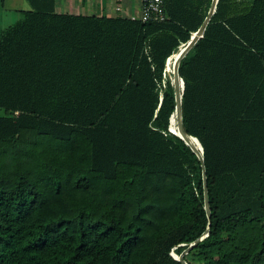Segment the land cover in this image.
Returning <instances> with one entry per match:
<instances>
[{"label":"trees","instance_id":"trees-1","mask_svg":"<svg viewBox=\"0 0 264 264\" xmlns=\"http://www.w3.org/2000/svg\"><path fill=\"white\" fill-rule=\"evenodd\" d=\"M28 1L0 30V264H183L208 228L189 264H264V0H219L180 63L210 217L165 62L212 0L161 21Z\"/></svg>","mask_w":264,"mask_h":264},{"label":"water","instance_id":"water-1","mask_svg":"<svg viewBox=\"0 0 264 264\" xmlns=\"http://www.w3.org/2000/svg\"><path fill=\"white\" fill-rule=\"evenodd\" d=\"M219 0H212L210 7L208 9V12L203 20V22L201 23V25L198 27V29L194 32H192L191 37L189 38V40L186 42L187 43V47L186 49L180 54L181 56H179L178 60L175 63V67H174V72H175V76L177 81H179V79L181 78L182 80V92H180L179 88H176L174 91V96H175V110H178V114L180 117V128L182 130V135H180V137L186 142V144H188L191 149L196 153V155L198 156L199 160L201 161V167H202V179H203V186H204V207L206 209L207 215L210 217L211 216V207H210V200H209V191H208V181H207V172H206V166H205V162H204V148L202 143L200 142L199 138L195 135H192L190 133H188L185 130L184 127V123H183V91L185 88V83H184V79L183 77L180 75V63H181V59L182 56H184V54H186L188 51H190L195 44L198 42V40L204 35V32L207 28V25L209 24L213 14L216 11L217 8V4H218ZM179 46V45H178ZM173 53V52H172ZM172 55V54H171ZM169 55L166 59L165 62V69H166V64H167V60L168 58L171 56ZM165 73V72H164ZM163 93H161L162 95ZM163 96V95H162ZM161 96V99H162ZM174 111L172 112V114L174 113ZM171 114V116H172ZM170 116V119H171ZM169 128H170V123H169ZM195 138L199 144H200V148H197L193 145V143H191V139ZM210 229L208 228L204 234L197 238L195 241H192L190 243H183V245H186V247L182 250L181 253H177L174 250L171 251V254L176 258L179 259L183 262V264H189L187 262V260L184 258V255L198 242L200 241L203 237H205L206 235H208Z\"/></svg>","mask_w":264,"mask_h":264},{"label":"crops","instance_id":"crops-1","mask_svg":"<svg viewBox=\"0 0 264 264\" xmlns=\"http://www.w3.org/2000/svg\"><path fill=\"white\" fill-rule=\"evenodd\" d=\"M113 0H57L56 10L58 12L72 13H113ZM119 4L125 6L124 16L140 17L142 10V0H121Z\"/></svg>","mask_w":264,"mask_h":264},{"label":"rangeland","instance_id":"rangeland-1","mask_svg":"<svg viewBox=\"0 0 264 264\" xmlns=\"http://www.w3.org/2000/svg\"><path fill=\"white\" fill-rule=\"evenodd\" d=\"M61 1V0H59ZM121 0H113V13L112 14H125V6L119 4ZM31 9L28 0H0V30L11 25L16 20L22 17V11ZM3 113V110H0Z\"/></svg>","mask_w":264,"mask_h":264},{"label":"built area","instance_id":"built-area-1","mask_svg":"<svg viewBox=\"0 0 264 264\" xmlns=\"http://www.w3.org/2000/svg\"><path fill=\"white\" fill-rule=\"evenodd\" d=\"M142 20H157L161 21L166 18L163 0H142L141 16ZM146 53L149 55V45L145 47ZM149 60L152 57L148 56ZM152 67H154L152 65Z\"/></svg>","mask_w":264,"mask_h":264},{"label":"bare ground","instance_id":"bare-ground-1","mask_svg":"<svg viewBox=\"0 0 264 264\" xmlns=\"http://www.w3.org/2000/svg\"><path fill=\"white\" fill-rule=\"evenodd\" d=\"M187 47V46H186ZM186 48H184L181 52H179L177 55H175L174 57H171V58H168L171 59L170 61L167 60V64H166V70H167V74L170 78V81H171V84H172V87L175 91L177 87V84L175 83V80H174V75H175V72H174V67H175V63L176 61L178 60L179 56H181L180 54L185 50ZM185 55V54H184ZM183 57V56H182ZM182 131V130H181Z\"/></svg>","mask_w":264,"mask_h":264}]
</instances>
